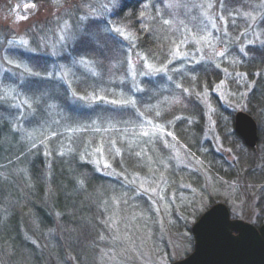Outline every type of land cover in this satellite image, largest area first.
<instances>
[{
	"label": "trees",
	"instance_id": "trees-1",
	"mask_svg": "<svg viewBox=\"0 0 264 264\" xmlns=\"http://www.w3.org/2000/svg\"><path fill=\"white\" fill-rule=\"evenodd\" d=\"M229 1L233 11L241 13L242 0ZM249 1L244 0V5ZM105 4L112 10L100 21H89L79 32L70 54L64 57L63 72L67 74L68 84L53 76L27 77L18 85L31 95L28 96L34 114L31 126L21 127L19 110L0 102V244L9 248L11 259L23 258L25 264H69V257L77 264H86L88 255L95 253L97 239L107 230L105 221L111 200L124 195L130 197L135 189L127 186V180L137 173L146 174L144 169L131 163H143L144 153L136 145L132 147L120 140L117 146L121 155L112 159L116 175L100 172L84 157L97 145L100 138L97 133L102 137L104 128L118 130L120 125L123 129L136 125L141 118L136 110L154 117L155 112L148 109L147 104L158 103L161 116L156 118L160 121L180 117L172 126L180 142L206 163L210 173L229 177L225 157L218 154L209 141H202L205 115L194 96L195 90H212L222 79V72L216 67L197 64L187 67L186 71L170 72L169 79L160 76L159 82L145 78L143 90L135 94L134 107H114L103 102L86 107L75 101L79 95L93 94L102 98L115 93L131 94L127 81L130 50L158 64L164 63L179 33L181 8L174 10L165 0H105ZM164 20H169L170 24L165 25ZM261 25L264 26V18ZM117 28L123 29L128 38L121 37L115 31ZM246 52L248 58L242 54L238 64L253 82L243 108L258 126L256 149L246 147L233 130V113H230L229 124L221 123L220 114L227 110L214 99L219 134L229 141L241 166L244 162L251 165L264 159L258 153L264 144L261 122L264 44L249 46ZM9 53L37 73L48 72L53 64V59L43 54L18 49H9ZM82 61L87 68H83ZM118 133L121 134V130ZM110 148L108 142L104 143L106 153ZM171 166L177 168L173 163ZM177 171L176 182L192 180L185 169L177 168ZM247 173L250 178L254 177L250 182H264L261 179L264 174L249 170ZM261 189L257 201L262 213L259 223L264 222V188ZM200 215L194 217L197 219Z\"/></svg>",
	"mask_w": 264,
	"mask_h": 264
},
{
	"label": "rangeland",
	"instance_id": "rangeland-1",
	"mask_svg": "<svg viewBox=\"0 0 264 264\" xmlns=\"http://www.w3.org/2000/svg\"><path fill=\"white\" fill-rule=\"evenodd\" d=\"M28 2L35 4L30 14L22 11V6ZM165 3L173 5L174 10L181 8L183 13L168 61L158 64L130 50L127 81L131 85V94L118 92L102 98L93 94L79 95L75 101L86 107L97 102L114 107H134L137 103L135 94L143 90L145 78L159 82L160 76L169 79L170 72L186 71L187 67L197 64L216 67L222 72V79L212 90H195L194 96L205 115L202 141H209L216 152L225 157L224 166L229 170V177L210 173L203 161L180 142L172 127L180 117L168 121L156 118L161 116L157 102L146 105L153 109L154 117L136 110L141 118L130 128L123 129L120 125L121 134L116 129L104 128V135L102 133L101 137V133H97L100 137L97 145L92 146V151L84 158L100 172L116 175L112 159L121 155L117 146L121 140L126 145H136L144 153L143 163H131L144 169L146 174L133 175L134 178L127 180L128 184L125 181L127 186L132 185L135 189L130 197L124 195L111 200L105 221L107 230L97 239V249L88 255L86 264H171L182 260L193 249L190 229L196 220L194 215L202 214L216 202L225 203L234 218L249 223H258L262 218L257 201L264 182H250L254 177L250 178L247 170L264 174V159L251 165L246 162L240 165L229 141L219 134L214 99L227 110L220 114L224 126L230 123V113L234 115L238 110H244L247 92L253 82L240 70L238 62L242 54L248 58L247 47L264 44V26L261 25L264 0H250L245 5L242 0V14L233 11L235 9L229 6L228 0H165ZM111 10L105 0L100 3L96 0H0V102L19 110L21 127L31 126L34 114L28 97L31 95L20 90L18 85L27 77L53 76L68 84L67 74L63 72L66 68L64 57L70 54L85 25L91 20L100 21ZM201 37H208L209 43L200 40ZM9 49L46 55L53 59V64L47 67L48 72L37 73L11 55ZM217 52L224 55L218 56ZM81 64L87 68L85 62ZM186 92L190 94L189 90ZM261 122L264 126V113ZM145 132L148 135H144ZM103 141L110 145L109 153L104 151ZM258 153L260 157L264 156V144ZM171 163L185 169L192 175V180L176 182L174 176H178V171ZM261 179H264L262 175ZM67 261L77 264L70 257ZM0 264H25V261L23 258L11 259L9 248L0 244Z\"/></svg>",
	"mask_w": 264,
	"mask_h": 264
},
{
	"label": "water",
	"instance_id": "water-1",
	"mask_svg": "<svg viewBox=\"0 0 264 264\" xmlns=\"http://www.w3.org/2000/svg\"><path fill=\"white\" fill-rule=\"evenodd\" d=\"M33 2L22 11H34ZM234 131L251 148L258 142L254 118L243 110L234 115ZM194 246L184 258L171 264H264V224L255 227L241 219H232L227 205L216 202L192 224Z\"/></svg>",
	"mask_w": 264,
	"mask_h": 264
},
{
	"label": "snow or ice",
	"instance_id": "snow-or-ice-1",
	"mask_svg": "<svg viewBox=\"0 0 264 264\" xmlns=\"http://www.w3.org/2000/svg\"><path fill=\"white\" fill-rule=\"evenodd\" d=\"M34 6H35V5H32V7H34ZM169 6H171V5H169ZM141 15L143 16L144 13H141ZM163 23H164L165 25H168V24H170V21H169V20H164ZM213 26H215V25H213ZM65 28H67V23H65ZM115 31H117V32L120 33L121 35H123V36H125L126 38H128V34H126V33L124 32L123 29H121V28H117V29H115ZM200 40L204 41L205 43H209V41H208V37H201ZM23 42H24L25 44H27V41H23ZM197 42H200V41H197ZM216 55H218V56H223L224 53H223V52H217ZM148 66L151 67V65H148ZM158 70H159V69H158ZM177 87H180V85H177ZM185 91H187V89H185ZM122 103H131V101H123ZM157 115H159V113H157ZM157 130L160 131L159 127L157 128ZM144 135H148V133L145 132ZM169 135H172V134L169 133ZM177 156H179V153H178V152H177Z\"/></svg>",
	"mask_w": 264,
	"mask_h": 264
},
{
	"label": "bare ground",
	"instance_id": "bare-ground-1",
	"mask_svg": "<svg viewBox=\"0 0 264 264\" xmlns=\"http://www.w3.org/2000/svg\"><path fill=\"white\" fill-rule=\"evenodd\" d=\"M244 111V110H243ZM246 112V111H245ZM235 113H237V112H235ZM235 113H234V115H235ZM232 128H233V130H234V117H233V121H232ZM236 133V132H235ZM237 134V133H236ZM241 139V138H240ZM242 140V139H241ZM243 141V140H242ZM258 142H259V133H258ZM258 142H257V145H256V147L255 148H251V147H248L244 142V145L246 146V147H248V148H250V149H256L257 148V146H258ZM203 164H206V163H204L203 162ZM230 211V210H229ZM230 217L232 218V219H238V218H234L232 215H231V213H230ZM242 220V219H241ZM251 224H253L255 227H259L261 224L263 225L264 224V222L263 223H251ZM192 233V232H191ZM193 235V234H192ZM193 246H194V244H193Z\"/></svg>",
	"mask_w": 264,
	"mask_h": 264
}]
</instances>
